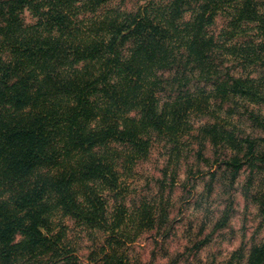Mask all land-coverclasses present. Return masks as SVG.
<instances>
[{
  "label": "trees",
  "instance_id": "16d2710c",
  "mask_svg": "<svg viewBox=\"0 0 264 264\" xmlns=\"http://www.w3.org/2000/svg\"><path fill=\"white\" fill-rule=\"evenodd\" d=\"M111 1L0 0V264H81L66 219L93 235L89 264H140L127 245L169 215L128 205L156 142L171 158L192 138L247 142L243 158L264 162L218 117L195 125L264 104V74L225 65L264 68V0ZM227 164L237 174L242 158ZM246 264H264V242Z\"/></svg>",
  "mask_w": 264,
  "mask_h": 264
},
{
  "label": "rangeland",
  "instance_id": "374dc122",
  "mask_svg": "<svg viewBox=\"0 0 264 264\" xmlns=\"http://www.w3.org/2000/svg\"><path fill=\"white\" fill-rule=\"evenodd\" d=\"M139 0H114L107 6L136 8ZM30 21V19H28ZM225 17L215 30L226 26ZM225 65L236 75L260 77L263 67L242 66L232 58ZM233 107L229 114L227 107ZM250 111L257 119L250 116ZM220 121L240 139L256 141L264 151V104L226 103L217 116L196 120V127ZM199 131L193 134L199 135ZM243 150L230 145L214 146L208 139L192 138L179 158L170 156L169 145L156 142L150 156L136 167L130 180L128 205L146 199L169 213L162 228L152 226L127 245L131 260L140 264H246L254 247L264 242V162L252 166ZM242 158L237 174L227 163ZM69 236L81 264H89L93 235L75 227L70 219Z\"/></svg>",
  "mask_w": 264,
  "mask_h": 264
}]
</instances>
